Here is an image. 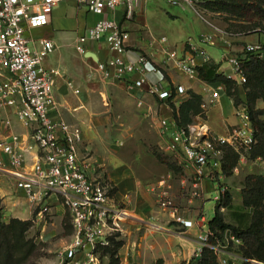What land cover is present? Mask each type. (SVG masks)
Wrapping results in <instances>:
<instances>
[{"label": "built area", "instance_id": "obj_1", "mask_svg": "<svg viewBox=\"0 0 264 264\" xmlns=\"http://www.w3.org/2000/svg\"><path fill=\"white\" fill-rule=\"evenodd\" d=\"M62 1L0 0V106L12 108L18 121L28 129L26 139L15 132L8 140L0 139V149L7 156L6 160H0V173L10 176L33 203L31 220L34 224L47 223L50 200L61 203L71 227L70 240L59 252L61 264H100L102 247L109 244L111 237L115 238L116 232L122 231L123 223L132 216L126 205L127 198H117L110 180L90 173L92 161L78 152L82 137L80 127L52 117V111L56 109L53 85L58 70L47 67L44 58L53 50L54 43L42 37L39 47H35L27 35L30 28L46 24L54 6ZM75 1L101 16L77 35L75 50L85 54L87 42L104 41L111 54L96 61V68L104 78L125 79L130 90L138 89L166 99L173 97V90L184 91L181 84L174 87L163 84V74L145 53L130 55L132 52L126 44L128 32L115 19L102 16L106 10L122 4L125 16L131 17L141 0ZM168 1L193 3V0ZM160 41H164V36ZM211 43L212 36L208 33H201L196 40L187 38L185 44L189 53L174 58L175 68L188 78H197L195 56L201 55L207 60L205 45ZM162 49L166 50V47ZM243 50L263 56L262 46L258 43H248ZM226 60L232 67L235 82L242 86L246 77L239 56L230 54ZM132 73L136 76H128ZM151 73H157L158 78L152 80ZM220 88L222 84L212 92L213 97ZM200 107L201 111L192 122L180 124L166 116L158 120L159 133L167 136L160 149L178 155L182 164L192 167L190 183L182 191L188 203L202 196L204 179L217 183L226 148L236 151L239 159L245 160L255 142L249 112L243 102L234 104L238 121L226 135L209 129L202 115L207 103L201 101ZM3 121L10 125L8 118ZM30 151H34V158L27 164ZM254 159L264 165L262 157ZM157 189L158 207L174 222L184 227L197 223L201 228L193 256L199 257L202 249L208 247L216 254L219 264H264L240 255L241 239L229 228L223 230L221 237H216L208 226V216L202 214L194 220L186 217L184 208L172 197L166 178L158 179ZM224 190L225 186H217L213 195L215 202Z\"/></svg>", "mask_w": 264, "mask_h": 264}, {"label": "crops", "instance_id": "obj_2", "mask_svg": "<svg viewBox=\"0 0 264 264\" xmlns=\"http://www.w3.org/2000/svg\"><path fill=\"white\" fill-rule=\"evenodd\" d=\"M197 7L188 3L173 4L168 0H141L136 4L131 17L125 16L122 4L115 6L112 10H106L102 16L115 19L128 32L129 37L126 44L127 48L132 52L130 55H133V52L145 53L151 63L163 74V84H169L172 87L181 84L184 87V91L181 93L173 90V97L170 98V101L176 107V114L178 113L179 103L187 99L191 93H195L200 98V102L205 101L207 103L204 121L209 129L213 133L226 135L238 121L234 112L233 99L227 93L226 86L220 81L207 82L198 76L197 78H188L175 68L174 58L185 56L189 53L185 41L191 34H211L212 43L205 45L207 60L219 63L218 71L234 79L235 75L232 67L226 60L227 55H240L244 46L248 43H258L264 46V32L259 25L246 31L227 29L213 22V19H220L221 22L228 25V22L220 17L221 11L210 10L203 5H197ZM99 17L101 16L89 12L75 0H64L54 6L46 24L30 28L27 31V35L35 47H39V40L42 37L49 38L54 43L53 50L44 58V64L47 67H54L58 70L53 85L56 109L52 111V117L55 119L62 118L68 123L74 124L69 120L73 118H70L72 111L76 110V116L74 117L79 120V123L74 125L80 127L82 135L78 144V152L81 156L87 157L92 161L93 167L90 169V173L95 177L110 180L114 185L116 197L127 198L126 205L129 210L138 215L151 216L153 215L151 212H153L154 199L151 191L144 187L145 183H147L144 177L147 176L144 172L142 174L140 170L144 168L143 164L134 160L129 164L124 156H116L114 149L107 145L106 142H104L101 150L95 151H92L90 147L95 144V139L92 144H89L92 136L89 126L91 124L98 126L101 121L107 118V115L92 113L90 117L87 116L88 122H86V119L83 118L84 110L91 109L93 111L96 109L95 107L101 105L102 94H108L109 83L122 89L126 86L125 79L104 80L95 69L96 61L104 60L111 54L104 41H89L85 44V54L92 52L93 57L85 56V54H80L75 50L77 35L82 33L87 26L92 25ZM239 20L241 22H249L248 20ZM162 36H164L163 42L160 41ZM162 47H166V50L162 49ZM195 61L197 65H200L205 59L201 55H196ZM128 76L135 77L136 74L132 73ZM150 78L155 80L158 78V74L151 73ZM221 84L222 88L218 90L216 97H213L212 92ZM235 86L239 96L242 97L244 93L242 86L236 82ZM131 92L137 104L141 106L139 108L140 119L144 122L153 123L159 135L160 147L166 142L167 136L159 133L158 120L163 116L173 118V110L167 102L168 99L160 98L157 95H148V93L142 95L143 91L138 89H133ZM103 104H106V101ZM257 106L264 107V102L261 98L257 99ZM68 109L69 116L67 114ZM4 118L10 120V125L4 123ZM14 132L20 134L22 139L27 138L28 129L18 121L12 108L0 106V139L8 140L11 133ZM167 153L176 160L180 167L176 173L173 168L169 167L165 175H160L166 178L172 197L184 208L186 217L193 220L202 214L209 217L208 209L205 207V201L208 199L207 194L211 190L215 192L219 184L204 179L202 196L193 199L190 203L186 202L185 196H182V191L190 183L192 167L182 164L178 155L171 152ZM32 158H34V151L27 153L26 163L30 164ZM6 159V154L0 149V160ZM111 161H116L118 165L115 173L116 182L113 177L105 172L104 166L111 163ZM260 165L262 170L259 172L264 174V165ZM148 184H151V182ZM50 213V218L53 221H60L62 215L66 214L61 203L55 199L50 200ZM33 214L34 205L24 195L22 189L15 185L14 180L10 176L0 173L1 219L3 221H7L10 217L27 219L29 217L32 218ZM161 215L159 217L161 221L172 220L165 211L161 212ZM132 217L137 223L145 221L141 218L139 219L137 215ZM175 223L180 229L173 233V236H176L174 239L173 236H169L163 231L155 232L150 227L142 232L146 236V242L149 239L157 238V247L164 251L162 252L163 260L160 263H152L151 260L146 261L139 258V256L135 257L136 255L130 259L121 255L119 264H186L197 246L201 228L197 223H193L188 227ZM143 224L145 223L143 222ZM45 225L39 223L32 225L40 226V239L46 237L43 232ZM139 228L140 226L136 224L132 229V234L135 236L134 242L137 244L140 238L138 234ZM122 231L124 232L123 227ZM129 231L131 232V230ZM129 231L125 228V236H127ZM129 238L128 234L124 242H122L121 248L126 247L130 243ZM172 241H176L175 243L178 244V249L175 251L171 250ZM63 245L60 250L64 247ZM165 249L169 251L167 252ZM136 251L139 252V250ZM181 259L185 260V262L182 263ZM245 264L253 263L246 262Z\"/></svg>", "mask_w": 264, "mask_h": 264}, {"label": "rangeland", "instance_id": "obj_3", "mask_svg": "<svg viewBox=\"0 0 264 264\" xmlns=\"http://www.w3.org/2000/svg\"><path fill=\"white\" fill-rule=\"evenodd\" d=\"M206 2L210 1L193 0L192 4L198 8L197 5H204ZM220 17L227 21L228 25H226L224 22H221L220 19H213V22L224 26L227 29L232 28L233 30L246 31L252 29L254 26H260L261 24V22L256 19L250 20L249 22H241L240 20L238 21V17L225 11H221ZM198 35V33H195L194 35L191 34L189 37L193 40H196ZM262 49L264 55V46H262ZM95 69L99 72V70L96 68V65ZM101 77L104 80H109L104 78L102 75ZM108 87V94H102L101 105L99 107H95L96 109L93 111L91 109L84 110L83 118L86 119V122H88L87 118L90 117L92 113H102L107 115V118L101 121L98 126H94V124L89 126L92 135L89 140V144H92L95 139V144L90 146L91 150H101L104 142H106L107 145L114 149L116 156H124L126 162L129 164L133 160L143 164L144 168L140 170L142 174L144 172V174L147 176L144 177L147 181L144 187L145 189L151 191L154 199L153 212H151L153 215L151 216L138 215L128 209L132 216L137 215L139 219L141 218L142 220H145L143 221L145 224H143V222L137 223V221H135L132 216L127 219V223H123L122 227L124 228V232L125 228H127L128 231L131 230V232L129 231L128 233L130 237V243L126 245V247L121 248L120 245V247L117 248L116 254L119 257L118 264L120 262L121 255L126 256L128 259L136 255L135 257L139 256V258H142L143 260H151L152 263H160L163 260L162 252L164 251L157 247V238H153L152 240L149 239L150 242H146V236L145 234H142V232L150 227L151 230L155 232L163 231L169 236H173V233H176L177 230L180 229V227H178L177 224L170 219L168 221H161L159 219L161 212L163 211L158 207L156 201V194L158 190L157 181L161 177L160 175H165L169 167L173 168L175 173L180 169V167L176 163V160L170 157L167 152L160 149V141L158 139L159 135L153 123L144 122L140 119L141 114L139 112V108L141 106L137 104L136 99L132 96L131 90L127 86L122 89L110 83ZM226 91L233 98L234 89L232 87H227ZM141 94L143 95L145 92ZM105 101L106 104H103ZM167 102L170 105L169 102L172 101L168 100ZM178 108L179 109L176 117L180 123L195 121L198 113L201 111L200 98L192 93L189 97H187V99L179 103ZM68 111L69 109L67 110V114L69 113ZM75 111L76 110L72 111L73 113L71 114L70 118H73L69 120L74 124L79 123V120L74 117L76 116ZM204 114L205 113L202 115L204 116ZM86 143L88 144L87 139ZM260 164L261 163L255 160L252 156H246L245 160L238 158L237 163L232 168L228 169L226 172L221 170L220 176H217V183L225 186V190H228L231 195L230 204L227 206H222V201L219 199V210L222 213L223 219L231 225L243 227L249 220L252 208L243 206L241 191L245 176L249 173H260L259 171L262 170ZM235 166L236 169L234 168ZM104 167L105 172L113 177L115 181V173L118 169L116 161H111V163H108ZM150 182L151 184H148ZM214 194L215 192L211 190L207 194L208 199L205 201V207L208 209L209 217H211L214 213ZM177 199H179V197H177ZM50 215L51 213L47 214V223L43 229V232L46 234L44 239H40L39 237L40 226H32L34 223H32L31 226L25 231V238L32 240L34 243V248L29 256L20 262H16L15 264H61L59 250L63 244L65 245L69 241L71 227L66 214L62 215L60 221H53L52 218H50ZM27 219H30V217ZM136 224L140 226L138 230V234L140 235L138 244L134 242L135 236L132 234V229L134 226H136ZM124 232H116L114 240H121L124 242L125 238L128 236V234L125 236ZM174 238H176V236H173V239ZM175 242H171L172 251L178 249V244ZM136 250H139V252ZM165 250L167 252L169 251L168 249ZM101 256L102 258L100 260V264H108L109 254L102 255L101 252ZM190 258L191 257H189L188 260ZM181 262L184 263L185 260L181 259Z\"/></svg>", "mask_w": 264, "mask_h": 264}, {"label": "trees", "instance_id": "obj_4", "mask_svg": "<svg viewBox=\"0 0 264 264\" xmlns=\"http://www.w3.org/2000/svg\"><path fill=\"white\" fill-rule=\"evenodd\" d=\"M203 6L214 11H225L239 19L261 22L260 28L264 32V0H208ZM241 60V68L246 80L243 83V96L240 97L233 78L218 71L219 63L213 60H205L197 66V76L204 81H220L227 87H232L233 102H243L249 112L251 127L255 142L248 156H260L264 159V107L257 106V99L264 102V55L258 57L255 53L244 51L238 55ZM245 87V88H244ZM192 94V93H191ZM190 94V95H191ZM195 94V93H194ZM197 97L198 95L195 94ZM170 100V99H168ZM173 118L177 120L176 107L172 102ZM185 124V123H180ZM238 153L226 148L221 170L226 172L238 161ZM242 204L251 207L249 220L243 227L231 225L223 219L219 210L220 200L222 206L229 205L231 195L224 190L220 200L215 202L214 213L208 219V226L216 237H221L225 228H229L241 239L238 251L245 258L255 259L264 263V174L249 173L245 176L241 191ZM32 220L11 217L7 222L0 215V264H15L24 260L34 248V243L25 238V231L31 226ZM214 242V237L211 238ZM122 244L121 240L110 238L109 244L102 247V255L109 254L108 264H118L119 257L116 250ZM187 264H219L216 254L212 249L204 247L199 257L192 256Z\"/></svg>", "mask_w": 264, "mask_h": 264}, {"label": "water", "instance_id": "obj_5", "mask_svg": "<svg viewBox=\"0 0 264 264\" xmlns=\"http://www.w3.org/2000/svg\"><path fill=\"white\" fill-rule=\"evenodd\" d=\"M85 56H92L93 57V53L92 52H88L85 54Z\"/></svg>", "mask_w": 264, "mask_h": 264}]
</instances>
